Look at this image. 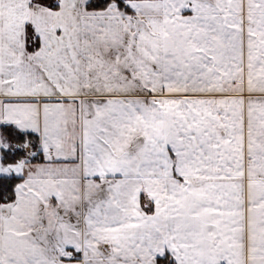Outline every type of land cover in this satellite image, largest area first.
I'll use <instances>...</instances> for the list:
<instances>
[{
    "label": "snow or ice",
    "instance_id": "6c2138e0",
    "mask_svg": "<svg viewBox=\"0 0 264 264\" xmlns=\"http://www.w3.org/2000/svg\"><path fill=\"white\" fill-rule=\"evenodd\" d=\"M0 264H264V0H0Z\"/></svg>",
    "mask_w": 264,
    "mask_h": 264
}]
</instances>
